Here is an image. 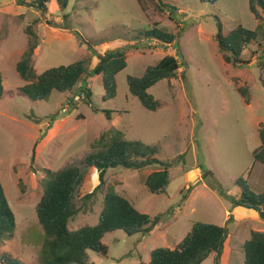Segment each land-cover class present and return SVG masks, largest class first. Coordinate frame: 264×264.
Listing matches in <instances>:
<instances>
[{
    "label": "rangeland",
    "instance_id": "1",
    "mask_svg": "<svg viewBox=\"0 0 264 264\" xmlns=\"http://www.w3.org/2000/svg\"><path fill=\"white\" fill-rule=\"evenodd\" d=\"M219 22L224 33L238 25L256 30L260 24L249 0L214 5L200 0H71L64 12L53 0L47 13L19 6L17 0H0V71L7 91L0 102V181L17 223L15 236L0 242V257L9 253L22 264H41L44 231L36 210L46 170L81 167V200L100 185L99 171L83 166L91 145L116 128L129 141L157 148V159L176 165L164 195H152L145 185L148 175L161 170L159 165L107 172L105 188L82 207L70 224L72 231L98 224L110 187L138 211L161 221L149 237L108 234L103 243L109 254L92 253L93 263L149 264L154 250L175 249L193 224L202 222L229 230L221 264H244L245 242L254 231L264 233L258 212L233 204L241 194L240 178L248 181L249 191L264 195V166L253 157L264 128V38L244 51L242 60L248 65L226 64L217 44ZM154 24L181 38L175 45L150 40L136 44L134 38ZM30 31L40 43L32 62L38 75L82 60L93 70L108 50H124L129 44L128 66L117 77V97L105 102L102 77L92 83L94 76L71 93L54 92L46 102L21 95L27 83L17 64L27 51ZM168 56H181L182 67L175 79L149 90L161 104L150 112L131 95L127 79L142 77ZM84 88H92V105L85 102ZM240 88L247 89L249 104ZM213 185L223 190L217 186L219 193ZM214 259L212 254L203 264H214Z\"/></svg>",
    "mask_w": 264,
    "mask_h": 264
},
{
    "label": "trees",
    "instance_id": "2",
    "mask_svg": "<svg viewBox=\"0 0 264 264\" xmlns=\"http://www.w3.org/2000/svg\"><path fill=\"white\" fill-rule=\"evenodd\" d=\"M53 0H37L31 3L17 0V4L47 13L49 3ZM62 12L69 7L71 0H55ZM211 5L220 0H200ZM141 3V2H140ZM251 13L260 21L256 30H250L238 25L229 33H224L223 25L218 23L217 44L226 64L246 66L242 60L244 51L264 38V0H249ZM262 11V14H261ZM67 17V16H65ZM153 29L140 33L134 38L139 44L143 41H154L164 45H175L181 38L180 34L162 31L158 24ZM124 29V27H120ZM27 51L17 64V72L27 84L20 89L21 95L32 102L49 101L54 92L67 94L93 77L92 83L102 77L105 91L104 101L114 100L118 94L117 77L128 66L127 52L124 50H108L100 63L91 70L87 60L78 61L69 66H62L45 71L38 75L32 66L33 56L40 43L38 36L30 31ZM127 34L125 37L127 38ZM89 47L92 46L89 44ZM173 56L162 59L150 66L142 77L130 76L127 79L131 95L138 98L141 105L150 112L161 108L159 101L149 93V90L164 80H173L182 67L180 60ZM261 68L264 71V54L261 58ZM3 76L0 71V102L6 96ZM238 93L249 104L250 98L246 88H240ZM85 102L92 105V88H84ZM20 95V96H21ZM111 113H108L111 119ZM261 145L253 152L256 163L264 166V128L259 130ZM92 152L85 158L83 166L86 169L96 168L99 171L100 185L94 192L78 200V193L85 181V173L79 166H69L60 171L46 170L42 183L43 196L37 206V217L44 231L43 249L40 254L41 264H94L92 253L101 256L109 254V248L103 243L104 238L115 231H124L128 236L142 234L149 237L159 225L161 218H152L138 211L132 202L113 188H107L103 208L96 226H85L79 230L70 229L71 222L85 207L87 202L106 186V175L111 169L125 168L143 171L146 168L160 166L145 180V185L152 195H164L171 184L170 169L176 162L167 163L156 158L158 150L140 141H129L121 130L113 128L101 135L91 145ZM237 186L241 194L233 199L234 207L254 210L264 219V195H256L249 191L248 181L240 178ZM217 190L218 185H213ZM223 190L221 186H218ZM249 191V192H248ZM223 192V191H222ZM220 193V192H219ZM224 194V192H223ZM17 223L15 214L8 202L4 187L0 181V242L15 236ZM229 236L227 227L209 223H194L191 231L176 246L175 249L159 248L151 253L149 264H203L214 254V264H221L226 241ZM244 264H264V233L252 232L250 239L244 244ZM1 264H22L9 253L0 257ZM144 264V263H142Z\"/></svg>",
    "mask_w": 264,
    "mask_h": 264
},
{
    "label": "crops",
    "instance_id": "3",
    "mask_svg": "<svg viewBox=\"0 0 264 264\" xmlns=\"http://www.w3.org/2000/svg\"><path fill=\"white\" fill-rule=\"evenodd\" d=\"M236 210V209H235Z\"/></svg>",
    "mask_w": 264,
    "mask_h": 264
}]
</instances>
